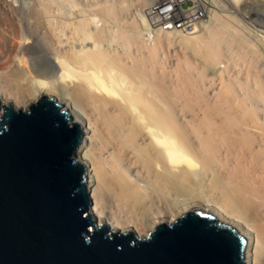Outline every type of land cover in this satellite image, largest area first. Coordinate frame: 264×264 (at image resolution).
I'll use <instances>...</instances> for the list:
<instances>
[{
    "label": "bare ground",
    "instance_id": "1",
    "mask_svg": "<svg viewBox=\"0 0 264 264\" xmlns=\"http://www.w3.org/2000/svg\"><path fill=\"white\" fill-rule=\"evenodd\" d=\"M198 1L0 0V96L71 107L99 220L147 234L210 209L264 264V0Z\"/></svg>",
    "mask_w": 264,
    "mask_h": 264
},
{
    "label": "water",
    "instance_id": "2",
    "mask_svg": "<svg viewBox=\"0 0 264 264\" xmlns=\"http://www.w3.org/2000/svg\"><path fill=\"white\" fill-rule=\"evenodd\" d=\"M16 36L0 6V60ZM83 136L57 94L30 107L0 96V264H247L245 235L210 209L164 217L148 234L99 220Z\"/></svg>",
    "mask_w": 264,
    "mask_h": 264
},
{
    "label": "rangeland",
    "instance_id": "3",
    "mask_svg": "<svg viewBox=\"0 0 264 264\" xmlns=\"http://www.w3.org/2000/svg\"><path fill=\"white\" fill-rule=\"evenodd\" d=\"M204 5V2H202L201 0H199L197 3H196V6H203ZM189 26V25H188ZM188 30H191V28H187ZM6 102V101H5ZM32 103H30L29 105H27L26 107H30V105H31ZM88 173H89V170H88ZM197 209H203L202 207H199V208H191V209H188V210H185V212H183V213H181L179 216H181V215H183V214H185V213H187V212H190V211H192V210H197ZM130 230H132V229H130ZM150 232V231H149ZM148 232V233H149ZM147 233V234H148Z\"/></svg>",
    "mask_w": 264,
    "mask_h": 264
}]
</instances>
